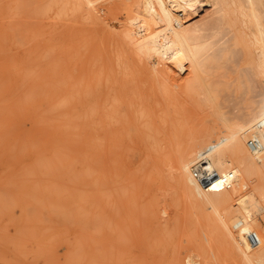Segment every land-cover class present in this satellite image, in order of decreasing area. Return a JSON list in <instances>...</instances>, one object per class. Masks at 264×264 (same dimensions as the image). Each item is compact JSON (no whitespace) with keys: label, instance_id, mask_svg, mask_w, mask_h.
<instances>
[{"label":"rangeland","instance_id":"rangeland-1","mask_svg":"<svg viewBox=\"0 0 264 264\" xmlns=\"http://www.w3.org/2000/svg\"><path fill=\"white\" fill-rule=\"evenodd\" d=\"M84 12L0 0V67L30 76L29 141L0 120V264H248L179 168L216 143L236 169L229 126L264 110V69L228 23L207 43L105 12L90 39Z\"/></svg>","mask_w":264,"mask_h":264},{"label":"bare ground","instance_id":"bare-ground-1","mask_svg":"<svg viewBox=\"0 0 264 264\" xmlns=\"http://www.w3.org/2000/svg\"><path fill=\"white\" fill-rule=\"evenodd\" d=\"M75 1L77 8L80 11H85L81 14L83 18L85 19V16H89L88 22L86 20L87 23L82 25L84 29L82 30L83 38H94L96 34L95 27L103 22L105 12H111L114 19H120L126 13L129 17H132L131 21L133 22V17H136L135 13H147L143 17H148V20L150 19L160 27L162 26L160 30L163 27L166 29H164L166 32H161L162 34L159 30V34L164 35L166 33V37L182 40L203 38L207 43L220 40L221 36L218 35L220 31L217 26L221 23H228L235 30L234 37L236 41L242 43V51L246 52L249 57L256 59L257 63L254 61V66L257 64L258 70L261 67L264 69V0H107L105 4L101 3L94 7L87 4L85 0ZM89 1L91 2L90 4H95L98 0ZM207 5L210 9L206 11ZM142 14L138 15V17ZM141 19L143 20V18ZM136 20L134 23L129 21V25L133 26L134 24L136 26ZM148 20H144L146 21L144 23L149 24ZM203 23H207L209 26L202 27ZM150 24L149 26H151ZM154 25L147 29L152 31ZM157 28L156 30H158ZM204 28H210V30L202 31ZM154 32L153 30L150 33L153 34ZM161 35L159 36L161 37ZM210 50L212 49L209 48ZM18 58L11 60L13 70L9 69L8 64H6L4 69L0 67V120L13 122L15 124V133L25 136L29 141L30 131L27 116L30 108V76L29 71L26 68L24 69L21 63H17L19 61ZM250 119L252 120V122L249 121L250 124H246L247 121H245L244 125H236L238 127L233 130L231 129L232 126H229L231 127L229 128V137L233 138V143L231 142L232 160L233 163L237 164L236 169H226V166L223 165L226 162L225 160H230L229 157L224 159L220 157L216 160L213 158V152L216 148L215 143L198 153L196 157L193 156L183 162L179 171L183 182L189 187L195 185L199 193L196 195L203 198L202 200H209L214 207L210 206L215 211L218 210L216 227L225 236L229 244L235 248V250H232H237L238 252L236 253L240 252L244 255L248 264H264V210H262V206L260 207L261 210H258L255 203L258 197L264 200V148L252 149L248 144L251 136L264 143V110L253 117L251 116ZM242 133L245 137L248 136L246 139L247 146L240 138ZM251 151L257 159L253 157ZM202 158L217 168L219 172L235 171L237 175L234 185L230 188L221 186L213 188L203 187L195 179L192 172L193 165L201 161ZM253 190L257 191V198L254 197ZM209 201L206 203H209ZM253 206H256V208ZM57 215L60 216L58 213ZM48 219L51 220V218ZM70 219L72 220V218ZM249 233H254L258 241L251 240L248 236Z\"/></svg>","mask_w":264,"mask_h":264},{"label":"built area","instance_id":"built-area-1","mask_svg":"<svg viewBox=\"0 0 264 264\" xmlns=\"http://www.w3.org/2000/svg\"><path fill=\"white\" fill-rule=\"evenodd\" d=\"M248 144L252 149L264 148V143H261L257 138L252 136L249 138ZM192 172L195 179L206 188L219 186L230 188L234 185L237 175L233 170L219 172L217 168L212 166L204 158L193 165ZM248 236L251 240L258 241V238L254 233H249Z\"/></svg>","mask_w":264,"mask_h":264}]
</instances>
